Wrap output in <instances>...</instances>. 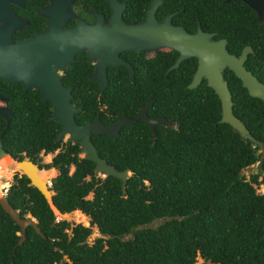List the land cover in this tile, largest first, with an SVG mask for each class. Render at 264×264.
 <instances>
[{"label": "trees", "instance_id": "obj_1", "mask_svg": "<svg viewBox=\"0 0 264 264\" xmlns=\"http://www.w3.org/2000/svg\"><path fill=\"white\" fill-rule=\"evenodd\" d=\"M161 7L177 10L174 21L189 31L196 21L201 29L215 31L213 37H223L234 55L248 44L251 51L242 65L264 82V10L257 17L241 0H163ZM164 60V65L170 61L165 55ZM193 66L194 58H183L168 71L163 91L156 93L162 100L149 107L173 119V125H159L152 139L137 121L124 124L118 138L102 139L97 154L116 169L129 168L122 187L114 176L94 175L92 162L75 155L76 144L42 164L57 169L50 179V204L60 213L87 216L88 225L76 222L68 231V221L53 219L49 203L27 178L14 175L7 201L20 216H33L44 236L27 225L15 244L18 226L0 207V264H193L197 258L209 264H264V104L224 68L231 111L263 144L261 152L218 121V99L204 79L185 86ZM32 119L38 126L35 112ZM3 145L13 156L14 143ZM53 145L41 136L24 141L32 155ZM255 161L256 171L248 178L238 173ZM252 183L261 184L262 191ZM90 225L99 235L86 242Z\"/></svg>", "mask_w": 264, "mask_h": 264}, {"label": "flooded vegetation", "instance_id": "obj_2", "mask_svg": "<svg viewBox=\"0 0 264 264\" xmlns=\"http://www.w3.org/2000/svg\"><path fill=\"white\" fill-rule=\"evenodd\" d=\"M114 1L122 4L121 21L132 24L143 20L150 0ZM162 2L163 0H159L153 11V17L156 21H161L166 14L172 13L169 16L170 24L180 25L187 32H193L196 26L199 27L196 21L194 28L191 31L187 30L181 23L174 21L173 15L177 10L165 11L161 7ZM139 13L141 16L138 18ZM110 14L109 0H0V46L14 44L12 63L7 62V56L6 61L3 60L4 67L8 66L7 63H11L7 68L11 69V65H13L15 75V80L9 81L5 75L0 74V109L8 111L7 118L0 114V147L4 150L3 144L14 143L13 156L4 150L13 161L30 160L37 169L52 167L57 172L54 166L43 167L42 164L50 162L55 154L66 150L69 145L73 144L77 146L75 155L82 157L78 143L69 141L67 133L61 134L57 140H53L54 134L60 128V123L51 118V115L53 109L62 108L66 98L74 107L72 117L77 124L93 121L96 118L101 123H107L120 116L131 118L134 117L139 107L148 101L149 104L145 110L146 116L150 118L165 117L162 113H158L157 109H149V107L154 100H162V97L156 93L163 91L160 86L164 77L181 61L175 67L167 69L177 55V51L173 48L158 46L152 49L139 48L137 51L128 49L116 51V55L128 64L130 70L123 64L106 63L103 69L105 78L103 87L100 86L95 77H92L95 58L89 56L85 44L80 46L79 51L73 52L71 58L62 61V65L59 64L60 59L58 60L57 57L52 60L50 51L46 50L48 38L51 40V36L60 37L57 35V30L70 32L72 34L70 38L83 39L84 36H89L86 28L95 25L96 20L100 19L103 24H109ZM50 31H55V33L48 37L47 32ZM213 35L211 38L215 39ZM66 36L68 37V34ZM6 50L8 53V49ZM164 55L166 59H170L167 65H164L167 61L164 60ZM189 57L194 58L192 73L196 60L194 56ZM224 68H222V74ZM53 79H55V86L52 85ZM202 79L204 78L201 77L199 81ZM42 92L57 95V98H54L59 102L58 106L53 108L50 99H42L40 97ZM62 101L64 102L62 103ZM65 104L67 105V103ZM121 111H125V113L118 114ZM34 112L36 117L40 119L38 126L37 121L32 119ZM91 114L93 115L92 119L84 118ZM115 115L117 116L113 117ZM165 118L168 119L166 124L154 123V133L149 130L144 120L136 118L133 122L121 123L114 138L100 132H91L88 138L97 152L99 145L105 144L102 139L105 137L116 139L124 124L142 121L154 139L155 129L159 125L174 124L173 119ZM24 121L31 126L26 125ZM40 136L49 142H54L53 147L45 150L43 146H40L33 155L29 154L24 147V141L34 140ZM69 165L73 168L72 163H69L67 168ZM8 171L4 173L5 177H9ZM18 171V174L14 172L17 174L15 176L23 175L20 170ZM5 185V183L1 184L0 189ZM4 193H6V189Z\"/></svg>", "mask_w": 264, "mask_h": 264}, {"label": "water", "instance_id": "obj_3", "mask_svg": "<svg viewBox=\"0 0 264 264\" xmlns=\"http://www.w3.org/2000/svg\"><path fill=\"white\" fill-rule=\"evenodd\" d=\"M225 1L227 0H221V2ZM241 1L250 7L257 17H260L264 10V0ZM158 2L159 0H150L146 7L143 20L137 23L128 24L122 22L120 19L122 4L117 3L114 0H109L111 7L109 24H103L100 19L96 20L95 25L86 28V31L89 33V36H84L86 39L70 38L72 35L70 32H66V30H57V35L60 37L54 38L51 36V40L48 38L49 42L46 46V50L50 51L52 60L57 57L58 60L60 59L59 64L62 65V61L71 58V54L79 51L80 46L85 44L89 56H94L95 58V67L92 77H95L99 81L101 87H103L105 83L103 69L106 63L123 64L128 70H130L128 64L116 55V51L118 50L128 49L137 51L139 48L152 49L158 46L171 47L177 51V55L167 69L175 67L184 57L194 56L196 60L195 68L185 86L187 88H192L199 82L200 78L203 77L205 84L212 89L218 99V121L227 123L240 137L248 138L254 144L258 145V147L261 148V152H263V144L254 139L249 134L242 121L232 113L230 92L227 88L226 80L222 76V68L227 67L236 77H238L240 85L245 88L247 94L261 99L264 104V82H260L242 65L247 52L251 51L250 46L248 44L242 45L237 55H234L225 49V39L223 37L215 39L211 38L214 34L213 31H203L196 26L193 32H187L180 25L170 24L169 16L172 13L166 14L161 21H156L153 17V11ZM54 33L55 31L47 32L48 37H50L51 34L54 35ZM66 34H68V37ZM61 35H63L62 38ZM13 46L14 44H4L0 46V74L5 75L9 81L15 80L13 65H11V69L7 68L9 64L12 63ZM6 49H8V53ZM7 56V62L11 63L6 62L8 66L4 67L3 60H5ZM46 64L48 63L46 62ZM54 81L55 79H53L52 82L53 86H55ZM40 97L42 99H50L53 108L57 107L59 104L57 99H55L57 98V95L55 94L53 95L42 92ZM63 102L64 101H62V103ZM65 103H67V105ZM65 103L62 104V108L53 109V114L51 115V118L60 123V128L54 134L53 140H57L61 134L67 133V139L69 141L78 143L79 152L82 154V157L92 162V171L99 173L101 176L111 175L116 177L119 180L120 187L123 186L125 179L129 174V168L126 166L122 169H116L112 164L106 162L104 158L99 156L88 138L89 133L100 132L114 138L117 135V129L121 123H130L136 118L144 120L149 130L154 133L153 125L155 122H161L163 124L168 122V119L163 116L154 118L146 116L145 110L149 104L148 101L139 107L134 117L131 118L120 116L107 123H101L96 118L93 121H86L82 124H77L72 117L73 105L68 102V98L65 99ZM0 114L7 118L8 111L0 109ZM0 152L5 153L10 158V155L2 150L1 147ZM14 162L15 166L19 167L21 173L27 178L28 183L38 190L43 198L49 203L50 207L54 208L50 204V195L52 193L51 189L48 187L50 179H47L46 181L38 179L34 172V170H37V167L30 160L21 159L14 160ZM242 172L243 169L240 168L238 173L241 174ZM0 207L18 226L19 230L17 232L18 236L15 244H20L23 240L24 229L27 225L31 226L35 233L41 237L44 236L37 226L36 220L33 216L28 212L20 216L17 209H14L7 201L5 193L0 194ZM73 224L74 222L69 219L68 231ZM63 257L67 259L65 254H63ZM67 262L68 264H72L70 260H67Z\"/></svg>", "mask_w": 264, "mask_h": 264}, {"label": "rangeland", "instance_id": "obj_4", "mask_svg": "<svg viewBox=\"0 0 264 264\" xmlns=\"http://www.w3.org/2000/svg\"><path fill=\"white\" fill-rule=\"evenodd\" d=\"M260 149L261 148L258 147V150H260ZM256 163L257 162L255 161V162L247 165L246 167H244L243 168V172L241 174H244L245 178H248V176H249L250 173L256 171ZM3 167H5V169ZM3 167L0 168L1 169V176H2V178L0 179V186H1V184H4V183L6 185L3 186L0 189V194H3L5 192V189L7 188L8 184L14 180V175H17L19 173V171H18L19 170V167L15 166V165H14L13 168L11 167L12 169L10 167H8L7 165H3ZM49 168L52 169V170H49L47 173H45L47 175V177L45 175V178H46L45 180L51 178L56 173V170L55 169H54L55 171H53V168L52 167H48L47 169H49ZM67 169H68V172H70L71 169H72V166L69 165ZM6 171H8L9 177H5V175H4V173H6ZM14 172H16L17 174H14ZM94 175H98V176L101 177V175L99 173H96V172H94ZM252 185L254 186V190L255 191H257V192H261L262 191V185L261 184L252 183ZM90 194H91V192L88 191L85 196L86 197H90ZM51 210H52V213H53V219L54 220L62 219L63 218V219H65V220L68 221L70 219L74 223L78 222V223H80L82 225H88V217L87 216L84 217L83 215L79 214L78 212H76V213L75 212H66V213L64 212V213H60L57 210L52 209V207H51ZM89 228H90V232H89V234L87 235V237L85 239L86 242H90L94 236L99 235L98 232L96 231L94 225H90ZM200 263L209 264L208 261H202L201 258H197L193 262V264H200Z\"/></svg>", "mask_w": 264, "mask_h": 264}, {"label": "bare ground", "instance_id": "obj_5", "mask_svg": "<svg viewBox=\"0 0 264 264\" xmlns=\"http://www.w3.org/2000/svg\"><path fill=\"white\" fill-rule=\"evenodd\" d=\"M3 165H7L8 167H10V168L12 167L13 168L14 165H15V162L12 159H10L5 153L0 152V167L1 166L3 167ZM3 168L5 169V167H3ZM48 171L49 170L41 169V168L37 169V170H34L36 177L38 179H40L41 181H45V179H46L45 178V175H46L45 173H47ZM52 209H54V208H52Z\"/></svg>", "mask_w": 264, "mask_h": 264}]
</instances>
